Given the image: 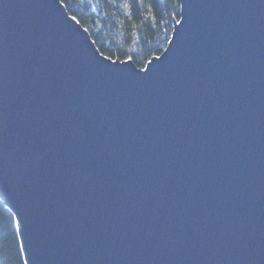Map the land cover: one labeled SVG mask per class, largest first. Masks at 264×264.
I'll return each instance as SVG.
<instances>
[{
	"label": "water",
	"instance_id": "1",
	"mask_svg": "<svg viewBox=\"0 0 264 264\" xmlns=\"http://www.w3.org/2000/svg\"><path fill=\"white\" fill-rule=\"evenodd\" d=\"M179 5L139 69L0 0V200L41 264H264V0Z\"/></svg>",
	"mask_w": 264,
	"mask_h": 264
},
{
	"label": "trees",
	"instance_id": "2",
	"mask_svg": "<svg viewBox=\"0 0 264 264\" xmlns=\"http://www.w3.org/2000/svg\"><path fill=\"white\" fill-rule=\"evenodd\" d=\"M99 53L111 60H130L143 69L161 54L179 19V0H59ZM14 215L0 200V249L14 247ZM16 220V219H15ZM15 240L21 244L18 228Z\"/></svg>",
	"mask_w": 264,
	"mask_h": 264
},
{
	"label": "snow or ice",
	"instance_id": "3",
	"mask_svg": "<svg viewBox=\"0 0 264 264\" xmlns=\"http://www.w3.org/2000/svg\"><path fill=\"white\" fill-rule=\"evenodd\" d=\"M72 19L76 20V17L73 16ZM177 23L179 24L181 21L177 20ZM11 223L14 229V247H9L7 252L0 249V264H41L39 245L35 231L34 233H29L21 227V236L25 241V243L21 245L15 240V229L20 224V221L14 219Z\"/></svg>",
	"mask_w": 264,
	"mask_h": 264
},
{
	"label": "bare ground",
	"instance_id": "4",
	"mask_svg": "<svg viewBox=\"0 0 264 264\" xmlns=\"http://www.w3.org/2000/svg\"><path fill=\"white\" fill-rule=\"evenodd\" d=\"M17 228H19V227L17 226Z\"/></svg>",
	"mask_w": 264,
	"mask_h": 264
}]
</instances>
